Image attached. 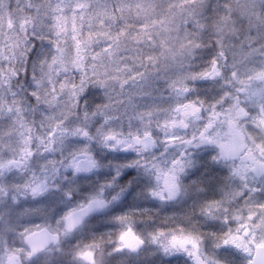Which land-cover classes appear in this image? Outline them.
I'll use <instances>...</instances> for the list:
<instances>
[{
    "label": "snow or ice",
    "instance_id": "snow-or-ice-1",
    "mask_svg": "<svg viewBox=\"0 0 264 264\" xmlns=\"http://www.w3.org/2000/svg\"><path fill=\"white\" fill-rule=\"evenodd\" d=\"M0 264H264V0H0Z\"/></svg>",
    "mask_w": 264,
    "mask_h": 264
}]
</instances>
